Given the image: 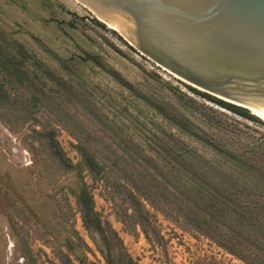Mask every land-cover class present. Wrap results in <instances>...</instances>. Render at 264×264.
Segmentation results:
<instances>
[{"label": "rangeland", "instance_id": "1", "mask_svg": "<svg viewBox=\"0 0 264 264\" xmlns=\"http://www.w3.org/2000/svg\"><path fill=\"white\" fill-rule=\"evenodd\" d=\"M112 29L78 0H0L1 39L22 44L65 83L59 88L26 63L21 68H28L38 88L4 87L9 102L0 104V264H77L73 256L70 263L61 254L69 255L61 244L72 229L87 243L88 261L105 264L71 193L77 177L57 161L45 139L49 133L73 164L81 161L75 149L80 142L112 169L104 181L93 180L86 171L83 176L95 210L118 233L135 264H245L161 211L150 209L147 237L118 182L137 167L134 160L139 159L127 149L132 143L161 164L151 148L162 146L165 132L178 135L207 159H217L181 135L153 106H167L214 134L217 119L257 136L264 127L173 77ZM108 70L119 73L127 87Z\"/></svg>", "mask_w": 264, "mask_h": 264}, {"label": "trees", "instance_id": "2", "mask_svg": "<svg viewBox=\"0 0 264 264\" xmlns=\"http://www.w3.org/2000/svg\"><path fill=\"white\" fill-rule=\"evenodd\" d=\"M26 63L42 72L46 81L65 88L61 77L29 54L22 44L2 38L0 104L9 102L4 89L7 84H17L27 90L38 88L29 78L28 68H21ZM108 73L127 87L119 73L113 70ZM218 102L240 117L264 127V122L250 111ZM153 107L181 135L204 145L217 159H207L171 132H165L160 148H151L162 159L161 164L152 160L138 144L132 143L127 148L139 160H134L137 167L126 180L118 182V186L145 235L148 237L151 225L150 209L161 211L182 221L191 231L243 263L264 264V134L257 136L254 130L221 119L215 120L214 129L218 134H214L167 106ZM45 139L59 164L77 177V186L71 193L79 208L83 228L105 264H135L118 233L95 210L93 196L84 180L85 171L93 180H107L112 172L110 166L80 142L75 149L81 161L73 164L54 133L47 134ZM61 246L68 251L69 255L61 252L67 261L73 256L77 264H91L86 255L89 247L74 229Z\"/></svg>", "mask_w": 264, "mask_h": 264}, {"label": "water", "instance_id": "3", "mask_svg": "<svg viewBox=\"0 0 264 264\" xmlns=\"http://www.w3.org/2000/svg\"><path fill=\"white\" fill-rule=\"evenodd\" d=\"M78 1L173 77L264 115V0Z\"/></svg>", "mask_w": 264, "mask_h": 264}, {"label": "bare ground", "instance_id": "4", "mask_svg": "<svg viewBox=\"0 0 264 264\" xmlns=\"http://www.w3.org/2000/svg\"><path fill=\"white\" fill-rule=\"evenodd\" d=\"M86 3L90 4L91 5V0H84ZM95 9V8H94ZM95 11H97V13L99 12L98 10L95 9ZM100 21H102L103 19L96 16ZM108 27L110 28H113L114 30L116 31H119V29L117 28V25L116 24H113V23H107L106 24ZM250 113L255 115L256 117H258L259 119L262 118L264 120V115L262 114V112L256 110V109H252L250 108Z\"/></svg>", "mask_w": 264, "mask_h": 264}]
</instances>
